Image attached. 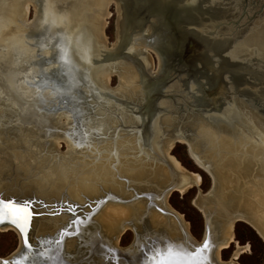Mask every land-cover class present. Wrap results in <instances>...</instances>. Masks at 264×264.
I'll use <instances>...</instances> for the list:
<instances>
[{
  "label": "water",
  "instance_id": "obj_1",
  "mask_svg": "<svg viewBox=\"0 0 264 264\" xmlns=\"http://www.w3.org/2000/svg\"><path fill=\"white\" fill-rule=\"evenodd\" d=\"M7 1L0 0L2 32L10 27L8 24L12 18L11 5L18 0L10 3ZM201 1L203 0H123L129 23L127 42L117 38L115 45L108 48L101 39L98 43L102 46L103 55L100 56L96 51L92 59L86 61L76 45L72 42L70 44L69 40L73 59L70 66L76 77L73 87L64 83L67 75L63 70L67 64L57 54L43 56L40 63L45 70L39 74L38 79L32 76L25 78L18 69L12 70L9 65L6 67L0 54V105L6 106V101H16L18 96L20 100L23 98L17 83L13 84L14 80L11 82L12 74H21L23 81L25 79L28 84L39 88L40 93L43 90L51 92V98L39 93L45 110L66 108L72 112L73 118L78 122L79 139L88 136L84 143L79 139L73 140L77 146L86 145L92 136H98L100 141L101 138L108 139L113 134L111 138L116 141L121 137L119 132L125 131L137 136L141 153L147 158L153 161L159 159L166 164L167 146L164 145L163 150L161 143L168 139H184L188 144L199 147L201 141L208 140L216 145L226 136L241 138L246 132L255 133L259 122L264 127V40L256 43L257 37L250 36L248 29L264 14V0H218L214 8L206 4L208 0L204 3ZM32 2L42 9L48 0ZM148 27L152 29L151 33H148ZM56 29L52 37L60 32L59 27ZM260 35L264 38V24L260 28L259 37ZM0 39L4 43L7 41L12 49L19 45L28 50L27 41L19 34L4 36L1 33ZM140 43L136 54L148 62L149 68L146 74H142L137 97L126 98L118 89L109 87L107 82L91 77L90 70L94 69L92 67H99V73L104 76L102 73L109 66H113L115 61L132 65L133 63H129L131 59L135 66L130 47H137ZM149 50L157 55L156 69L151 68L148 60ZM113 74L118 75V71L114 69L111 75ZM51 78L57 81L55 85L51 83ZM121 112L125 113L124 116ZM125 119L132 122L126 124ZM35 121L46 125L45 117L40 116ZM113 121H117L115 129L111 126ZM101 122L105 127L99 130L96 125ZM143 135L145 140L141 138ZM188 151L190 153V145ZM204 159L203 166L210 173L212 165L207 157ZM169 169L173 179L161 187L163 190L166 187L164 195L168 197L171 192L178 191V187L187 184L190 178L188 173L171 167ZM158 192L138 194V199L142 195L154 198ZM154 206L153 208L163 213L169 212L165 206L157 203ZM151 210L152 208L148 210L147 218ZM143 219L138 220L142 222ZM151 227L140 234L154 235L155 228ZM78 233H74V236ZM205 241L208 242V250L202 252L201 246ZM62 242L63 238L60 237L56 243ZM212 244L211 236L207 235L198 240L191 234L187 236L183 230L180 244H172L161 253L165 257L170 252L179 253L183 264H214ZM33 250H38V247ZM161 253L150 256L143 248L139 257H147V260H141L142 264H156ZM122 256L131 260L127 258L128 255ZM57 258L61 264H74L63 250L57 254ZM83 261L84 259L78 264Z\"/></svg>",
  "mask_w": 264,
  "mask_h": 264
},
{
  "label": "bare ground",
  "instance_id": "obj_2",
  "mask_svg": "<svg viewBox=\"0 0 264 264\" xmlns=\"http://www.w3.org/2000/svg\"><path fill=\"white\" fill-rule=\"evenodd\" d=\"M32 1L34 0H18L15 4L11 5L12 18L8 24L10 27L6 28L4 32L0 31V34L3 33L4 36L20 34L34 45L33 47H35L36 51L32 53L30 50L22 49L19 45H15L14 49H12L8 46L7 41L4 43V41L0 39V43H3V47L0 46V54L3 59L2 62L6 67L9 65L13 68L12 70L18 69L21 71L25 78H28L27 76H32L38 79L39 74H42L45 70L41 67L40 63L43 56L51 57V55L57 54L58 57H62L64 64H67L63 70L67 75V79L64 80V83L69 87H73L76 77L70 66L73 63V59L70 55L71 49L69 48V40L70 44L72 42L76 45L82 58L86 61H90L96 51L99 52L100 56L103 55L102 46L99 45L98 42H101V30H103L104 25L103 19L112 0H48V3H46L42 9L38 8L37 5L35 6L36 12L34 20L27 27H22L20 23L23 22L25 16L28 15V9L33 3ZM201 2L204 3L205 0ZM206 2L208 6L210 5L214 8L213 6L217 5L218 0H208ZM123 3V0L117 2L119 11L117 26L118 40H125V42H127L129 23ZM23 5L27 10L23 9ZM263 24L264 14L258 17L257 20L249 26L248 30L251 34L250 36L257 37L256 43H259L258 40H264L261 35L259 37L260 28L263 27ZM56 27L60 28V32L52 37V33H56L57 31ZM149 27L148 33H151L152 29ZM3 39L5 40L6 37H3ZM140 45L141 43L138 44L137 47L134 45L130 47V52L133 53L131 55H134L135 66H133L134 62L131 59L129 63H133L132 65L115 61L113 66H109L104 74L102 73L104 76H101V73H99V67H92L94 69L90 70L91 77L93 79L97 78L101 80V82L109 83L111 74L113 70L116 69L118 71V76L123 80V83H121L118 89L120 94L126 98L137 97L141 87L138 88L136 85H140L142 74H146L149 68L148 62L140 59L138 54H136ZM13 65H15V67H12ZM33 66L36 67L33 68ZM15 74H12L14 79L17 78ZM13 77L11 76V82L14 80ZM20 79L21 78L17 79V86H19L21 82ZM52 80L51 78V83L55 85L57 81ZM52 93H54L53 90ZM124 114L125 113H122L123 116ZM117 121L119 123V120ZM117 121H113L111 125L114 129V125L117 126ZM124 121L126 124L132 122L128 119ZM96 127L100 130L105 127V124L101 122L96 125ZM138 131L140 132L141 129ZM87 138L88 136L83 139L80 138L79 141L84 143L87 141ZM141 138L145 140L144 135L141 136ZM176 142H182L188 146L190 145V154L192 158L204 169L203 163L206 159H204L205 156L202 155L198 149L199 147L188 144L184 139H168L167 142L161 143V149L163 147V150H165L164 145L167 146L165 153L167 154L168 161L167 164L161 161L162 164L174 168L177 171L188 173L190 176L187 184L177 188L179 192L185 193L191 187L199 186L202 182V176L197 172L186 169L177 157L169 153ZM89 143L86 145H93L91 141ZM153 143L154 140L152 141V145ZM218 144L221 149L224 150V153H220V164L212 165L210 174L213 177V188L211 189L210 197L199 196L196 202L197 206L205 212V231L202 239L207 235L211 236V240L213 241L212 246L214 248V264H240L237 259L242 253L248 252L250 248L249 245L242 246L238 243L237 239H235V223L240 220L247 221L264 236V127L261 126L259 122V124L256 125L255 133L249 134L246 132L241 138L233 137L232 135L226 136V138L221 139ZM97 145L94 146V151L96 153L99 152V145ZM110 147L111 148L107 151L115 158L119 156L116 154H120L121 149L134 150L135 148L130 139H126L120 144H117L113 139ZM139 153L141 154L140 149ZM238 168L241 169L237 170ZM158 169L161 170L165 182L173 179L170 172H168L169 168L158 165ZM47 172L49 173V171ZM124 172L125 174L119 173V180L124 182L121 184L119 183L121 187H109L107 184L99 185L98 183L87 181L86 179L88 178L86 177L83 178L79 186L81 191L78 192V195L84 197L82 201H77L72 198L54 199L51 201L43 199L34 200V198L19 199L14 196L4 197L0 194V200H11L26 204L31 211L28 226L23 231L18 224H13L10 219L0 220V231L13 230L18 234L20 241L18 248L10 256L0 257V264H61L57 258V254L60 253L58 249L59 246L53 247V240L57 239L61 234L65 235L67 239L72 237L81 238L82 240H80L79 243H82V241L86 239V236L84 239L82 235L87 231H89V233L91 232L94 238H101L100 235L103 233L101 226L105 228V235L108 239H111L116 245L121 235H123L128 228H132L136 234L134 242L128 247L110 249L106 246V251L109 249L112 251H109L110 254L108 255L111 256L106 257V261H104V263L102 262L103 264H142L141 260H147V257H143V255L139 257L141 249L144 248L150 256H154L156 253H161L162 250H167L172 244H180L183 238V230L186 232L187 236L191 234L189 222L184 218L185 216L169 205L168 195H164L166 187L164 190L159 187L161 190L155 194L154 198H149L151 200L149 204L147 197L142 195L139 196L141 198L138 199V194L140 195L144 192L151 191H137L134 187V182L130 178V175L140 178L139 174H141V172L139 169L127 164ZM99 175H101L102 178L105 177L106 180L109 179L108 175L105 174L104 176L102 171ZM50 176L52 177V175ZM59 177L57 176L56 178ZM243 177L245 179V184L242 180ZM220 182L223 185H221L222 188L220 187L215 190L216 187L220 186ZM126 190H130L131 195L129 198H123L127 193ZM73 194L75 196L77 195L76 192H73ZM159 200L160 203L158 204L157 201ZM240 202L242 206L239 205ZM154 203L162 207L165 206L169 212L165 213V215L161 213L164 215L163 216L157 210L153 209L150 212V217L152 216L151 219L155 223V229L153 230L154 235H141L132 224V219L133 217H139L140 220L146 218L148 210L151 206H154ZM43 217H47L48 224L41 226V228L53 227L54 231L51 234L37 236V241L34 243L32 241V234L35 222ZM77 232H79L77 236H74V233ZM148 244L149 246H147ZM232 244L236 246L233 258H230L231 260L228 262L224 261L221 259V251L229 248ZM110 245H112V243ZM36 247H38V250L34 251L33 249ZM63 249L67 255L75 253L76 251H68L65 242ZM79 254L77 255L79 256ZM122 255H128L127 258L129 257L131 260L123 258ZM75 261H77V259Z\"/></svg>",
  "mask_w": 264,
  "mask_h": 264
},
{
  "label": "rangeland",
  "instance_id": "obj_3",
  "mask_svg": "<svg viewBox=\"0 0 264 264\" xmlns=\"http://www.w3.org/2000/svg\"><path fill=\"white\" fill-rule=\"evenodd\" d=\"M13 1L8 0L7 2L9 3ZM112 1L106 10L102 30V40L108 48L113 47L118 38L117 26L119 11L117 2L114 0ZM32 4L28 9V15L25 16V20L20 23L22 27H27L34 20L36 8L35 5ZM1 6L3 8L5 7L4 4H1ZM23 9H25L24 5ZM24 40L26 39L24 38ZM26 41L28 44L26 45L27 49L34 53L36 51L35 47H33L34 45L28 40ZM258 42H262V40H258ZM0 46L3 47V43H0ZM147 57L151 62V68L156 69L158 59L155 52L149 50ZM1 61H3V59ZM34 67L36 66H33V68ZM16 77L14 83L17 82L18 78H21V82L17 88L19 87V90L23 93V98L20 100V97L18 96V100H8L6 101V106L0 105L1 195L4 197L14 196L19 199L34 198V200L43 199L51 201L54 199L72 198L77 201H82L84 197L78 195V192L81 191L79 186L83 178L86 177L88 178L86 179L87 181L98 183L99 185L107 184L109 187H121L120 184L124 182L119 180V173L125 174L124 171L127 164L132 165L141 172V174H139L140 178L129 174L137 191L158 192L159 187L164 185L165 178L163 177L161 170L158 169V165L167 168H169V166L162 164L159 159L153 161L152 159L147 158L145 154H140V148L136 144L135 134H129L125 131L119 132L121 137L116 140V143L120 144L122 141L130 139L135 148L134 150L121 149L120 154H116L119 155L116 158L111 156L109 151H107L111 148L110 145L113 140L111 136H113V134H111L108 139L101 138L100 141H98L100 139L98 136H92L90 141H92L93 145L90 147L87 145L77 146L74 144L73 140L75 141L79 139L77 131L78 122L73 118L72 112L66 108L56 111L45 110L46 108H44L43 104L40 102L39 88H36L33 84H31V86L25 81V79L23 81V75L21 74H18ZM30 80L34 83L33 79ZM121 83H123V80H121L117 74H113L111 75L108 85L109 87L119 89ZM136 87H141V84L136 85ZM40 94H45L47 98L52 97L49 90H43ZM0 97H2V95ZM38 109H40V111ZM40 116L46 118V122H44L46 125L39 124L35 121V118H40ZM95 145L99 148L98 153L94 151ZM198 146L200 152L207 157L211 165L220 164V153L223 154L224 150L221 149L219 144L214 145L212 142L205 140L199 142ZM169 153L177 157L186 169L192 172H197L202 176V182L199 186H193L185 193L173 191L168 197L169 205L177 212L183 214V216H185L184 218L189 222L191 235L196 239L201 240L205 231V212L197 206L196 202L199 196L210 197V192L213 188V177L194 161L188 151L187 144L176 142ZM239 169L241 168H238L237 170ZM47 171H49L50 174ZM101 171L104 176L107 174L109 179L106 180L105 177L102 178V176L99 175ZM54 173H57L56 175L61 178H56L57 176ZM50 175H52V177ZM242 180L245 184L244 177ZM221 182L220 186L216 187L215 190L220 187L222 188L223 185ZM126 191L127 193L123 198H129L131 195L130 190ZM73 192H76L78 196H75ZM147 201L150 204L151 200L149 198H147ZM157 203L159 204L160 200L157 201ZM239 205L242 206L241 202ZM153 207L155 206H151L152 210H157ZM157 211L160 214L163 213L159 210ZM163 214L165 215V213ZM151 218L152 216H149L148 218L146 217L139 223V217H133L132 223L137 230L140 231L139 233L146 232L151 226L155 227V223ZM97 221L100 223L98 219ZM47 224V217H43L35 222L32 234V241L34 243L37 241V236L51 234L54 231L53 227L45 229L41 228V226ZM101 230L103 232L100 235L101 238H94L93 234L91 232L89 233V231L84 232L85 234L82 236H84V239L86 236V239L83 240L82 243H79L80 240H82L81 238L71 236L72 238L67 239V237L65 238V235L60 234L57 239L62 237L63 242L57 244V239H55L53 240L52 245L53 247L59 246L58 249L64 251L63 247L65 242L68 251L74 252L76 250L75 253L68 255V259L72 260L74 264H78L84 259V257L85 259L81 264H88L89 261L91 264H98L99 262V264H103L104 261H106V257L111 256L108 255L110 254L109 251H112L110 250L111 248L120 249V247H128L132 245L136 236L134 230L128 228V230L121 235L120 240L116 245L105 235L106 231L103 226H101ZM234 232L235 239H237L238 243L242 246L249 245L250 248V253L240 255L241 257L239 256L237 259L238 262L240 264H264V236L261 232L244 220L235 223ZM94 240H97L98 242ZM99 243H103L102 246ZM111 243L112 245H110ZM19 244V236L16 232L13 230L0 231V257L10 256L18 248ZM106 246L110 248H108V251H106ZM234 250H236L235 244L222 250L221 259L229 261ZM77 254H79V256ZM74 257L77 261H75L76 259Z\"/></svg>",
  "mask_w": 264,
  "mask_h": 264
},
{
  "label": "snow or ice",
  "instance_id": "obj_4",
  "mask_svg": "<svg viewBox=\"0 0 264 264\" xmlns=\"http://www.w3.org/2000/svg\"><path fill=\"white\" fill-rule=\"evenodd\" d=\"M31 211L26 204L11 200H0V220L10 219L13 224H18L23 231L27 228ZM208 242L205 241L201 246L202 252H207ZM179 253L170 252L167 257L163 253L159 254L156 264H183L179 258Z\"/></svg>",
  "mask_w": 264,
  "mask_h": 264
},
{
  "label": "crops",
  "instance_id": "obj_5",
  "mask_svg": "<svg viewBox=\"0 0 264 264\" xmlns=\"http://www.w3.org/2000/svg\"><path fill=\"white\" fill-rule=\"evenodd\" d=\"M245 253H250V250H249L248 252H245ZM245 253H242L241 255H243V254H245ZM240 257H241V256H240ZM232 258H233V255H232L231 259H232ZM231 259H230V260H231ZM230 260H229V261H230ZM227 262H228V261H227Z\"/></svg>",
  "mask_w": 264,
  "mask_h": 264
}]
</instances>
